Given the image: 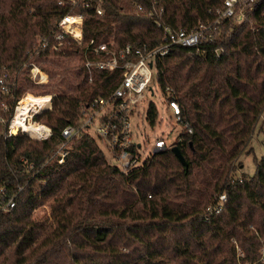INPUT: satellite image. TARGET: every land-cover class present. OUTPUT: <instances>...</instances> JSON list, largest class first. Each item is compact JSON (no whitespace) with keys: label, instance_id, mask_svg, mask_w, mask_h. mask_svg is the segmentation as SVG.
<instances>
[{"label":"trees","instance_id":"obj_1","mask_svg":"<svg viewBox=\"0 0 264 264\" xmlns=\"http://www.w3.org/2000/svg\"><path fill=\"white\" fill-rule=\"evenodd\" d=\"M57 1L0 0V77L9 89L6 95L0 89V105L8 106H0V117L11 116L24 83L37 85L28 76V62L78 61L69 92L53 88L51 108L33 117L51 136L7 134L0 123V205L14 200L13 208L0 210V264H263L264 156L253 157L252 175L235 176L264 117L262 32L226 23L215 41L175 46L157 60L155 81L161 90L172 88L181 119L192 130L179 125L175 144L184 162L164 149L123 174L87 134L71 139L58 163L62 130L77 125L80 104L115 88L120 71H94L89 82L84 48L68 38L59 52L35 50L36 38L54 30L60 16L83 11ZM161 3L162 25L189 31L222 0ZM139 4L149 2L103 0L102 16L84 11L92 15L84 24L87 37L101 42L114 32L121 44L158 45L162 29L137 11ZM41 68L56 77V71ZM146 115L153 126V102ZM220 194L222 209L211 213L207 208ZM47 198L52 221L44 228L32 211Z\"/></svg>","mask_w":264,"mask_h":264},{"label":"built area","instance_id":"obj_2","mask_svg":"<svg viewBox=\"0 0 264 264\" xmlns=\"http://www.w3.org/2000/svg\"><path fill=\"white\" fill-rule=\"evenodd\" d=\"M147 1L149 2L148 7L139 4L136 8L137 11H142L145 17L151 19L157 28L162 29L161 42L154 47H149L145 43L138 46H132L128 43L121 44L114 32L101 42H96L94 38H88L84 24L91 20L92 15L84 11L91 10L95 16H102L104 14L103 0H58V4L68 5L69 10L77 8L83 11H69L63 14L56 21L54 30L47 35L36 38L35 50L46 49L49 52H59L66 38L83 47L86 58L83 64L88 73L89 82L92 80V72L94 71H120L119 82L115 88L107 95H99L80 104L77 125H68L62 130L63 140L58 144L55 152L58 163H61L68 153V142L81 134L92 137L97 144L98 141L102 143L111 158V160L107 159L123 174L142 166L155 152L171 149L176 145V142L181 140L179 133L172 137L164 135L154 138L151 150L148 152H146L147 140H139L136 137L137 131L134 121L142 111L138 109V104L146 98L147 93H153V84L158 85L155 81L157 60L169 54L175 46L191 48L199 47L201 43L215 41V35L221 34V28L226 23L248 24L251 29L261 31L264 36V7L259 6V0H222L219 7L208 11L211 15L210 18L198 21L195 28L189 31L184 29L172 30L163 26L161 18L164 7L161 0ZM88 54L91 58L88 57ZM215 54H218V49L215 50ZM26 66L29 68L28 76L35 84L47 83V73L39 64L28 62ZM0 89L5 95L9 92L4 75L0 77ZM161 92L166 102L163 107L169 111V117L175 123L183 125L188 133H191V128L181 119L180 106L175 99L172 88L166 86ZM27 94L24 93L15 101L11 116L5 122L7 134L26 133L22 127H17L14 132L11 120ZM49 96L48 106L41 111L51 108L52 95ZM149 103L144 111V119L147 123L146 112ZM0 106L3 110L8 109L4 102H1ZM41 111L29 110L25 117V123L33 122L38 127H42L43 129L37 135H30V137L44 140L51 136V129L45 124L33 120V117ZM224 200L225 194H220L216 203L208 207L207 210L219 214ZM13 206L14 200L9 198L3 205H0V210L11 209ZM241 257H243V253L238 250V258ZM260 260L264 264V245L260 249ZM243 264L250 263L245 262Z\"/></svg>","mask_w":264,"mask_h":264},{"label":"rangeland","instance_id":"obj_3","mask_svg":"<svg viewBox=\"0 0 264 264\" xmlns=\"http://www.w3.org/2000/svg\"><path fill=\"white\" fill-rule=\"evenodd\" d=\"M54 60V61H50ZM38 64L42 67L48 68V70L56 71L57 75L56 77L51 78L52 74L50 75L47 73L48 80L47 83L44 85H26V83L23 84L25 87L23 90L24 93H28L26 96H49L52 95V91L54 89L57 90H67L69 92V87L71 84L75 83V70L78 65V61L76 58L70 57V58H59V59H48L45 61H39ZM58 82V84L55 86V84ZM70 83V85H69ZM55 86V87H54ZM54 88V89H53ZM52 90V91H51ZM149 102H153L156 105L157 108V117L155 120V123L153 126H150L146 120L144 119V111L146 110V106ZM165 99L164 95L162 94L160 88L158 85L153 84V93H147L146 98L138 104V109L142 110L141 113L137 116V119L134 121L136 125V137L139 140L145 141L147 140V146H146V152L151 150L153 139L159 136H168L172 137L176 134H178L181 130V127L179 124L175 123L170 116L169 111L163 107L165 105ZM44 106L43 108H45ZM41 108V110L43 109ZM143 108V109H142ZM40 110V111H41ZM39 112V111H37ZM263 116L260 119V122L258 124V128L253 134L252 140L249 144L250 151L247 154L241 155L239 162L240 166L237 168L235 172V176L240 175H247L250 176L254 173V163H253V157L256 159H259L260 157L264 156V120ZM9 119L7 116L0 117V123L2 126L5 125L6 120ZM31 121V120H30ZM26 132V131H25ZM27 133V132H26ZM29 138L35 139L33 137H30V134H26ZM33 136V135H31ZM70 141L68 142V145H70ZM98 144L100 148L104 151V154L106 159L111 158L109 157L107 151L105 150L102 143L98 141ZM108 160V159H107ZM109 161V160H108ZM110 162V161H109ZM50 203L51 199L47 198L42 201V203L35 208L32 211V217L40 224L44 226V228L51 223V211H50ZM264 241V238H262ZM260 240V248L264 245V242Z\"/></svg>","mask_w":264,"mask_h":264},{"label":"bare ground","instance_id":"obj_4","mask_svg":"<svg viewBox=\"0 0 264 264\" xmlns=\"http://www.w3.org/2000/svg\"><path fill=\"white\" fill-rule=\"evenodd\" d=\"M49 100L50 96H26L22 101V105L18 106L16 109V112L11 120L14 132L17 127H22V129L28 134L33 136L37 135L43 128L38 127L37 124L33 122L25 123V117L28 115L29 110H35L37 112L44 106L47 107Z\"/></svg>","mask_w":264,"mask_h":264},{"label":"water","instance_id":"obj_5","mask_svg":"<svg viewBox=\"0 0 264 264\" xmlns=\"http://www.w3.org/2000/svg\"><path fill=\"white\" fill-rule=\"evenodd\" d=\"M171 151L175 154V156L181 161V162H184L183 161V157L182 155L180 154V151H179V148L175 145L171 148Z\"/></svg>","mask_w":264,"mask_h":264}]
</instances>
